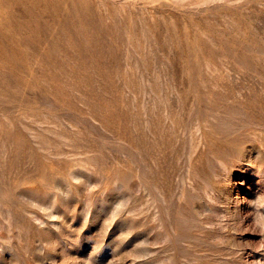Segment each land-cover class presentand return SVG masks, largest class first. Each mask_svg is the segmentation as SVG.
Returning <instances> with one entry per match:
<instances>
[{
    "label": "rangeland",
    "instance_id": "1",
    "mask_svg": "<svg viewBox=\"0 0 264 264\" xmlns=\"http://www.w3.org/2000/svg\"><path fill=\"white\" fill-rule=\"evenodd\" d=\"M0 264H264V0H0Z\"/></svg>",
    "mask_w": 264,
    "mask_h": 264
},
{
    "label": "bare ground",
    "instance_id": "2",
    "mask_svg": "<svg viewBox=\"0 0 264 264\" xmlns=\"http://www.w3.org/2000/svg\"><path fill=\"white\" fill-rule=\"evenodd\" d=\"M96 77V76H95Z\"/></svg>",
    "mask_w": 264,
    "mask_h": 264
}]
</instances>
